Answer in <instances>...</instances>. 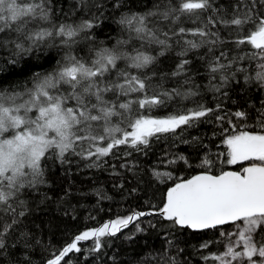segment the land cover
<instances>
[{"label": "snow or ice", "instance_id": "snow-or-ice-1", "mask_svg": "<svg viewBox=\"0 0 264 264\" xmlns=\"http://www.w3.org/2000/svg\"><path fill=\"white\" fill-rule=\"evenodd\" d=\"M57 3L0 0V60L19 67L23 76L7 87L0 84V264H35L37 250H47L37 231L41 226L32 218L43 210L41 205L53 200L46 192L40 195L43 187H49L45 173L49 159L62 165L72 154L88 161L86 167L99 168L120 146L147 155L153 138L169 135L173 138L169 148L179 141L199 149L198 158L201 151H208L199 137L183 136L188 128L211 123L221 108L219 103L213 108L196 99L200 85L194 77L200 67L190 69V53L203 62L208 91L227 96L223 90L239 83L240 75L245 85L255 82L264 90V0H145L142 8H135L134 0H75L71 13H64ZM77 14L79 19L69 22ZM105 20L118 32L111 46L95 36L96 29L106 26ZM85 49L84 55L77 54ZM173 52L171 71L159 70L161 58L168 59ZM33 60L47 61L50 67L25 72ZM166 80L175 81V86L166 87ZM170 105L175 107L166 116L145 114ZM230 115L250 119L242 108ZM256 120L260 131L237 130L230 119L233 134L223 139L227 164L248 162L240 171L214 174V161L206 154L198 165L202 170L173 182L153 210H133L85 228L40 264H72L70 254L82 252L81 243L89 240L93 246L88 251L99 253L103 237L116 236L145 216L157 217L148 227L165 243L162 252L149 253L142 264H177L171 250L178 235L188 230L218 231L215 242L223 250L203 257L205 261L264 264V100ZM131 155L125 151L119 167L133 172L135 163L126 159ZM164 155L170 157L168 165L192 166L179 150ZM113 169L119 175L114 165ZM151 174L160 182L173 178L171 171L156 168ZM70 194L65 191L56 199L64 216L74 211L66 200ZM95 194L106 198L100 191ZM145 231L136 224V233ZM136 233L126 239L134 240Z\"/></svg>", "mask_w": 264, "mask_h": 264}, {"label": "trees", "instance_id": "trees-1", "mask_svg": "<svg viewBox=\"0 0 264 264\" xmlns=\"http://www.w3.org/2000/svg\"><path fill=\"white\" fill-rule=\"evenodd\" d=\"M145 0H134L135 8H142ZM75 0H58L57 8L62 7L64 13H71ZM108 9V13H111ZM119 14L118 12L116 13ZM59 19H64L63 13H57ZM79 14L71 16L69 22L78 20ZM105 27L96 29L95 36L97 41H105L109 46L115 43L118 38V32L115 25H111L110 21L105 20ZM110 25V26H108ZM82 48L83 46H78ZM52 56H56V50H50ZM203 51V50H202ZM84 51L77 52L78 55H84ZM173 52L168 59L161 58L162 63L158 65L161 71H171L174 67ZM58 58V57H56ZM189 58L193 60V66H199L200 71L195 75V83L200 85V96L196 99L208 106L215 108L219 103L221 108L211 117V123L202 122L195 127L188 128L183 132V136L187 139L199 137L204 145H207L208 151H201L200 157H197V149L194 145H185L176 141L172 148L173 138L169 135L161 137L159 140L152 139V146L147 150V155L135 152L125 146L114 149L115 155L105 157L104 163L99 168L86 167L88 161L81 160L78 156L67 154L69 163L59 164L49 159L46 163L45 173L49 181V187H43L41 194L45 192L53 197V200L47 205H41L42 211H37L33 216L34 225L41 227L37 231L41 234L44 245L47 250H37L34 260L35 264H40L41 260L47 257L55 249L63 247L66 242L79 231L85 228H93L102 225L104 222L129 215L133 210L148 212L153 210L152 206H159L164 198L167 188L172 186L173 182H179L180 179H186L202 169L199 168L200 159L206 154L210 155L214 161L213 173L218 174L221 170L228 169L240 171L241 165H229L225 162L227 155V145L223 143V139L233 134V127L229 124L232 119L237 125V130L260 131L256 120L257 109L261 108V101L264 100V90H261L255 82L245 85L243 76H239V83L232 82L223 91L227 92V96H221L207 90L208 75L203 68V62L196 59L195 53H190ZM247 66V62H244ZM3 69L0 70V84L5 87L14 84L16 81L23 79L19 67L7 65L5 61L0 60ZM49 62L44 60H33L25 66V72L30 68L33 71H42L49 69ZM251 67L254 69L255 64ZM254 74V72H253ZM166 87H174L175 81H164ZM189 103V102H186ZM189 106H192L189 103ZM251 106V107H250ZM175 105L167 108L153 109L145 113L153 117H163L174 109ZM242 108L249 112L250 119L246 121L235 120L230 113ZM224 116L223 121H216L215 115ZM244 124L249 127L245 129ZM227 129V131H225ZM181 151L193 161L192 166L188 167L183 164L168 165L165 152ZM132 151V155L126 159L136 167L133 172L127 171L119 167L124 162L123 153ZM115 171L119 175H114ZM156 168L159 171H171L173 178L165 179L160 182L153 178L151 170ZM123 185V187H120ZM136 191L133 192L132 189ZM70 190L71 194L66 197L68 203L71 204L74 211L69 216H64L58 211L56 199L63 196L65 191ZM100 191L106 198L100 199L95 194ZM39 202L40 197H36ZM67 206V205H65ZM75 216V219L72 218ZM157 217L145 216L139 221L130 223L127 228H123L116 236H105L102 238L103 247L99 253H90L88 250L93 246L91 240L82 242L83 249L80 253H72L68 257L72 264H142L149 253L155 256L162 252L164 240L158 236L157 231L148 227V222H155ZM139 223L145 232L136 233V224ZM136 233L135 239L129 241L127 236ZM219 239V233L216 230H208L206 232H193L191 230L184 231L178 235V242L172 248V255L175 257L177 264H216L212 260L205 261L203 257L209 256L211 253L222 251V246L216 243ZM206 241H213L207 249H201L200 245ZM183 249V251H180ZM150 264L154 262L150 261Z\"/></svg>", "mask_w": 264, "mask_h": 264}, {"label": "rangeland", "instance_id": "rangeland-1", "mask_svg": "<svg viewBox=\"0 0 264 264\" xmlns=\"http://www.w3.org/2000/svg\"><path fill=\"white\" fill-rule=\"evenodd\" d=\"M248 162H241V163H238V164H240L241 165V167H242V165H246Z\"/></svg>", "mask_w": 264, "mask_h": 264}, {"label": "water", "instance_id": "water-1", "mask_svg": "<svg viewBox=\"0 0 264 264\" xmlns=\"http://www.w3.org/2000/svg\"><path fill=\"white\" fill-rule=\"evenodd\" d=\"M225 171H234V170L228 169V170H225ZM188 178H189V177H188Z\"/></svg>", "mask_w": 264, "mask_h": 264}]
</instances>
